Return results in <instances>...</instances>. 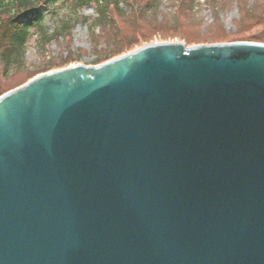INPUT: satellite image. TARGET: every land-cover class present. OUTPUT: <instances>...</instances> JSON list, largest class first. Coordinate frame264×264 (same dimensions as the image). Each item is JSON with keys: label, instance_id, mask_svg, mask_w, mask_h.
<instances>
[{"label": "water", "instance_id": "1", "mask_svg": "<svg viewBox=\"0 0 264 264\" xmlns=\"http://www.w3.org/2000/svg\"><path fill=\"white\" fill-rule=\"evenodd\" d=\"M0 264H264V43H149L1 94Z\"/></svg>", "mask_w": 264, "mask_h": 264}, {"label": "rangeland", "instance_id": "2", "mask_svg": "<svg viewBox=\"0 0 264 264\" xmlns=\"http://www.w3.org/2000/svg\"><path fill=\"white\" fill-rule=\"evenodd\" d=\"M70 7L69 0H59L44 11V28L51 36L43 39L32 26L20 63L5 66L0 61V93L31 76L76 64L95 65L149 43L194 46L264 38V0H126L100 21L92 4L79 12L88 21L74 23L70 32H56L72 15Z\"/></svg>", "mask_w": 264, "mask_h": 264}, {"label": "trees", "instance_id": "3", "mask_svg": "<svg viewBox=\"0 0 264 264\" xmlns=\"http://www.w3.org/2000/svg\"><path fill=\"white\" fill-rule=\"evenodd\" d=\"M58 1L59 0H0V61L5 66L15 63L18 64L23 60L25 45L29 37L30 28L32 26L38 28L40 31V36L43 39L50 38L51 34L48 33L44 28V11H47L51 5H54ZM69 1L71 2L70 8L73 10L72 15L60 23L56 32H70L74 23H77L82 19L88 21L89 19L86 17H82L81 19L79 12L89 5H94L96 11L95 19L100 21L107 17V12L110 8H114V10L118 11L119 4L121 2H126V0ZM22 18H24V20H22ZM93 22L95 23V20ZM92 23H90V25ZM258 42L264 43V38L258 39ZM133 50H135V48L129 50L128 52ZM123 54L125 53L120 55ZM105 61L97 62L95 65ZM33 77L34 76H31L29 79ZM29 79H27L25 82H27ZM1 94L3 93H0V95Z\"/></svg>", "mask_w": 264, "mask_h": 264}]
</instances>
